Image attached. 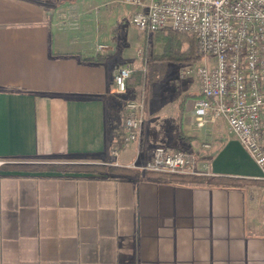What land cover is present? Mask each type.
Wrapping results in <instances>:
<instances>
[{"label":"crops","instance_id":"obj_1","mask_svg":"<svg viewBox=\"0 0 264 264\" xmlns=\"http://www.w3.org/2000/svg\"><path fill=\"white\" fill-rule=\"evenodd\" d=\"M118 1L0 0V264H264V171L224 118L197 126L198 77L148 60ZM128 63L145 122L123 145L114 76ZM158 145L193 154L194 175L250 182L146 174Z\"/></svg>","mask_w":264,"mask_h":264},{"label":"built area","instance_id":"obj_2","mask_svg":"<svg viewBox=\"0 0 264 264\" xmlns=\"http://www.w3.org/2000/svg\"><path fill=\"white\" fill-rule=\"evenodd\" d=\"M120 1L131 7V22L142 32L171 29L193 36L195 53L202 62L186 64L180 75L195 74L199 79L200 96L194 101L197 126L224 118L230 132L264 171V0ZM132 74L128 63L114 76V92L123 99V145L140 139L145 122L143 100L127 96ZM118 152L115 149L113 154ZM142 168L197 173L193 154L163 145L154 148Z\"/></svg>","mask_w":264,"mask_h":264},{"label":"trees","instance_id":"obj_3","mask_svg":"<svg viewBox=\"0 0 264 264\" xmlns=\"http://www.w3.org/2000/svg\"><path fill=\"white\" fill-rule=\"evenodd\" d=\"M168 30V31H167ZM164 31H160L163 34L164 38L168 40V43L177 44L178 46H182L181 42L176 38L177 32L167 29ZM167 31V32H166ZM158 32H152L146 35V42L144 46V53L148 60L150 61H159V62H177V63H186L193 64L200 60V57L196 55L194 46H188V50L186 53L182 52L180 55H171L168 53H164L162 55H158L154 53L153 50V38L154 35ZM145 82V77L142 76L140 72H134L132 76L128 80V89L129 87L141 85ZM19 168L27 169V170H43V169H52L58 168L67 171H99L106 172L114 176H135L138 171L136 169H132L129 167H120V166H104V165H73V166H52L48 164H22L18 165ZM146 174H157L160 176H169L175 177L182 180H190L195 182H204L207 184L221 185V186H238L241 184L249 183V180L240 179L236 177L229 176H199L194 174H183V173H164V172H156V171H145Z\"/></svg>","mask_w":264,"mask_h":264},{"label":"rangeland","instance_id":"obj_4","mask_svg":"<svg viewBox=\"0 0 264 264\" xmlns=\"http://www.w3.org/2000/svg\"><path fill=\"white\" fill-rule=\"evenodd\" d=\"M129 7L130 6H128L125 3H122V2H119V1L117 2V8L120 9L121 11L125 10L126 8L129 9ZM125 15H126V18H125L124 21L125 22L126 21H131L132 11H130V10L125 11ZM134 27L135 28L133 29V31L136 29L137 32L139 33L137 39L139 41H141V38L143 37L144 41L146 42V35L149 34V33L142 32L138 28H136V26H134ZM177 34L178 35H177L176 38L181 42L182 46H178L177 44L173 45V43H168V40L166 38H164L163 34H161L160 32L156 33L154 35V38H153V50H154V53L158 54V55H162L164 53H168V54H171V55H180L182 52H184V53L187 52L188 46H190V45L194 46V38H193L192 35H190L188 33H179V32H177ZM144 46H145V43H144L143 47ZM143 50H144V48H143ZM201 62H202L201 60H198L197 62H195L193 64H200ZM174 63H177V62H174ZM127 96H129V97H137V96L133 95L132 93H129V91L127 93Z\"/></svg>","mask_w":264,"mask_h":264}]
</instances>
